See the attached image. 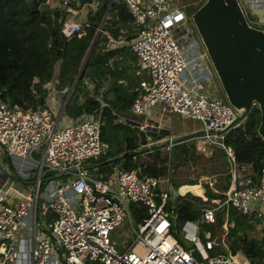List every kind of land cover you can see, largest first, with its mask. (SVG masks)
I'll return each instance as SVG.
<instances>
[{"label":"built area","instance_id":"1","mask_svg":"<svg viewBox=\"0 0 264 264\" xmlns=\"http://www.w3.org/2000/svg\"><path fill=\"white\" fill-rule=\"evenodd\" d=\"M244 1L248 21L264 27V0ZM124 2L137 29L128 44L140 70L137 73L148 74L138 81L131 112L147 119L154 107L161 106L163 112L199 121L200 128L206 130L217 131L230 124L236 111L221 97L206 94L205 84L212 79L202 64L207 55L184 26L186 17L179 7L168 5L167 0ZM86 5L93 11L97 4L59 0L57 8L65 13L64 37L84 33L86 19L76 16ZM108 43L114 46L124 41L110 38ZM56 82L45 84L48 107L11 106L0 101V264H236L233 255L209 254L215 241L209 231L204 232V240L201 238V225L214 223L215 211L222 206L264 225V161L258 174L248 173L221 142L222 136H205L214 138L213 144L226 151L231 181L223 200L202 208L197 220L176 227L190 242L187 248L172 232L173 223L166 213L169 194L160 187L164 180L141 175L139 168L116 170L101 179L83 167L107 151L100 139L98 116L66 118L63 111L73 88L63 97L66 90H57L52 85ZM57 92L65 99L59 109ZM58 173L64 179L54 177ZM13 178L28 190L26 194L2 188ZM130 204L146 212L136 224ZM48 216H53V221H48ZM124 221L135 237L121 252L110 233ZM28 223L30 232L21 234ZM41 229L46 234L36 236L35 231ZM259 239L264 250V233ZM193 250L200 254L201 262Z\"/></svg>","mask_w":264,"mask_h":264},{"label":"trees","instance_id":"2","mask_svg":"<svg viewBox=\"0 0 264 264\" xmlns=\"http://www.w3.org/2000/svg\"><path fill=\"white\" fill-rule=\"evenodd\" d=\"M46 1L0 0V101L11 106L48 107L46 102L49 90L45 84L57 81L55 87L57 90H66L63 93L65 97L85 62L81 76L64 107L65 117L73 120L82 115L97 118L104 103L120 118L117 123L100 131V139L107 151L94 161L100 164L97 171L102 174L97 178L104 179L116 170L134 168H139L141 175L165 177L168 165L149 161H156L160 157L158 150L143 154L149 160L141 154H130L110 164L102 163L109 157L139 147L137 133L122 122L125 117L133 118L130 107L139 81V77H134L128 66V61L135 58L128 44L136 36L137 29L124 0H81L95 1L97 5L95 10L87 13L82 29L84 33H76L69 38L61 32L65 13L57 7L42 9L41 5ZM203 2L196 6L195 2H186L185 7L194 12ZM110 38L123 40L124 43L109 45ZM95 67L101 68V73H106L108 87L99 80ZM87 79L94 84L92 92L84 85ZM32 88L36 89L35 94ZM100 89L101 99L98 98ZM259 122L260 112L254 106L249 115L224 135L221 141L233 151L237 162L249 165L252 174H258L264 161V141L257 133ZM211 147L209 156L197 153L194 142L186 141L171 147L170 164L175 167L191 164L200 169L198 176L186 184H198L200 175L211 176L215 179L213 186L217 191L214 192L208 183H204L202 188L206 199L191 193L179 195L173 201L170 198L166 213L171 211L175 214L172 230L180 228L186 220H197L202 208L213 207L214 200L225 198L231 179L229 158L220 145L212 144ZM6 162L9 163V159ZM130 214L134 224L146 216L145 210L134 204H130ZM47 220L53 221V216H48ZM254 222L248 215L230 206H222L215 211L214 223L201 225L200 236L204 240V232L209 231L210 237L216 241L209 251L210 255H235L241 251L248 264H264L262 241L247 233ZM224 223L228 224L225 232L222 230ZM217 229H220V234L216 232ZM220 244L227 245V250L218 248Z\"/></svg>","mask_w":264,"mask_h":264},{"label":"water","instance_id":"3","mask_svg":"<svg viewBox=\"0 0 264 264\" xmlns=\"http://www.w3.org/2000/svg\"><path fill=\"white\" fill-rule=\"evenodd\" d=\"M191 20L226 101L236 111L235 117L221 130L199 128L178 135H173L169 126L157 125L154 119L137 120L125 117L122 122L137 133L139 147L109 157L103 164L113 163L130 154L142 155L161 147L177 145L197 137H224L249 115L254 106L260 112L257 133L264 141V30L249 23L239 0H204L191 14ZM96 38L97 36L88 54ZM84 64L85 62L73 86L81 76ZM119 120V115L108 104H103L98 112L99 132ZM99 165L85 163L83 167L90 169ZM59 176V173L54 175ZM176 233L179 241L190 248V242L177 229ZM192 254L201 262L200 254L196 250Z\"/></svg>","mask_w":264,"mask_h":264},{"label":"rangeland","instance_id":"4","mask_svg":"<svg viewBox=\"0 0 264 264\" xmlns=\"http://www.w3.org/2000/svg\"><path fill=\"white\" fill-rule=\"evenodd\" d=\"M186 2H195L196 4H194L195 6L199 3L202 2V0H167L168 5L172 6V7H179V9L184 13L185 17H186V21L184 23V26H186L187 28H189L191 30V34L193 35L194 38L197 39V41L201 44L200 39L196 33L195 27L192 23L191 20V14L193 13V11H190L189 8L185 7ZM240 4L242 5L244 12L246 11V3L244 0H239ZM59 6V0H47L45 3H43L41 5L42 9L45 10H50L53 9L55 7ZM89 7L86 5L84 8L80 9V11L78 12L79 16H76V19L84 21L86 19L87 13L89 12ZM255 24V23H254ZM259 27L264 28L261 25L256 24ZM202 45V44H201ZM202 49V48H201ZM203 50V49H202ZM208 70L211 72L213 79H215V84L211 81L207 82L206 85V89L205 92L208 95H219V97H221L224 101H226V98L221 90V87L216 79V77L213 75V70L211 67V64L208 60V58L206 56L203 57ZM95 72H98V78L99 80L104 84L105 87L109 86V79L106 76V73H101V68L99 67H95L94 68ZM55 80V79H54ZM88 85L87 88L92 92L93 91V82L92 80H88ZM55 83H52V85ZM55 86V85H53ZM215 86L217 88H215ZM51 93V92H50ZM51 95H53L51 93ZM55 95V94H54ZM56 95L60 96L57 98H60V100L58 99L59 103L56 106L57 109H59L60 107H62L63 103L65 102V99L61 98V94H59L58 92L56 93ZM53 104H50V107H52ZM131 116L134 119L137 120H143L145 118L144 115H133L131 114ZM65 123V120L62 121L61 124ZM169 126V125H168ZM172 126L174 128V131H182V130H190V129H195V128H200L201 127V123L197 120H193V119H185L183 117H181L178 114H174L172 117ZM173 131V130H172ZM215 139L214 138H206L204 137H197L191 140H188L187 143L190 142H194L195 144V148L197 153L203 154L204 156H209L211 151H212V144L214 142ZM159 151L160 155H167V159L169 157V154L171 152V148L169 146H165V147H161L159 149H156ZM154 151V150H153ZM145 158H147L146 156H144ZM92 161V160H91ZM172 169V178L174 179V181L177 183V181H186L189 179H194L198 176V172H199V168L196 167L195 165H191V164H187V165H183V166H179V167H175V165L171 167ZM246 170L248 173H252L249 169V165H246ZM6 177V176H5ZM64 179V177H59L58 180H62ZM212 177L211 176H206V175H200V177H198V181L201 184H204L208 181H212ZM11 189H10V187ZM27 187V186H26ZM3 189H7L9 192L11 191L12 193H14V190H17L19 192H22L24 194H26L28 192V190L23 186L22 183L18 182L16 179H11L7 184H5L4 186H2ZM176 188V187H175ZM175 188H172V190H175ZM171 190V194L173 195L171 200L173 201L176 197H174V195H176V192L174 194V192ZM186 190V189H185ZM189 190V192H193V194H198L196 192V188L194 187V189ZM167 216L171 221L175 220V214L171 211L167 212ZM225 229L224 225L222 230ZM174 236H177L176 230H172ZM216 232L218 234L221 233L220 229H217ZM248 235L250 237H255V238H260L261 234L264 233V225L262 226L261 223L255 224L252 228H250L248 230ZM110 237H111V241L113 243V245L115 246L117 251H124L126 250L129 245L133 242L134 239V234L131 231L127 221L122 222L119 226L115 227L111 233H110ZM216 248V247H215ZM220 249L222 250H227V245H219ZM234 256V262H236V264H248V260L246 259V257L243 255V253L241 251H238Z\"/></svg>","mask_w":264,"mask_h":264},{"label":"crops","instance_id":"5","mask_svg":"<svg viewBox=\"0 0 264 264\" xmlns=\"http://www.w3.org/2000/svg\"><path fill=\"white\" fill-rule=\"evenodd\" d=\"M200 49L202 48L203 50H204V48H203V46L200 44ZM134 55V54H133ZM207 57V56H206ZM208 58V57H207ZM202 64L205 66V68H206V70L208 69L207 68V65H206V63H205V61H204V59H202ZM128 66H129V69H130V72L134 75V77H139V80L140 79H142V78H146L147 76H148V74L146 73V72H144V71H141V72H139V73H137V71H140L139 70V68H138V66L136 65V58H133L132 60H129L128 61ZM198 75H199V73H198ZM213 75H214V73H213ZM215 76V75H214ZM183 77H185V74L183 75ZM211 82H213L214 84H215V79H213V77H212V79H211ZM104 85V84H103ZM137 86V85H136ZM87 87V86H86ZM136 88V87H135ZM215 88H217L216 86H215ZM135 90V89H134ZM219 96V95H218ZM101 97H102V89H100L99 90V94H98V98L99 99H101ZM102 104H104V103H102ZM131 111V110H130ZM132 113V112H131ZM133 115H135L134 113H132ZM174 114H176V113H167V112H163L162 111V109H161V106H156V107H154L150 112H149V115H148V119H154V120H156V122H157V124H159V125H164V126H168L169 125V127L170 128H172V133H173V135H178V134H180V133H184V132H189V131H192V130H196V129H199L198 127L197 128H195V129H190V130H182V131H177V132H175L174 131V128H173V126H172V117H173V115ZM147 117V116H146ZM182 117V116H181ZM186 142V141H185ZM183 143V142H182ZM180 144V143H179ZM174 146V145H173ZM170 148L172 147V146H169ZM171 151H172V149H171ZM160 154V153H159ZM172 154V152H170V154H169V157H168V159H167V155L165 156V155H160V157H158V159L156 160V161H153V160H149V159H147V158H145L144 156H143V154H142V157L143 158H145V159H147V160H149V161H151V162H155L156 164H159L160 162H164L165 164H167L168 165V172H167V175L165 176V177H158L159 179H161V180H164L163 182H161L160 183V187L162 188V189H166L167 191H168V194H169V198H168V200L170 199V198H172V194H171V190H172V188H175V190H172L173 192H174V194H175V192H176V195H174V197H177V196H179V195H184V194H186V193H191V194H193V192H189V190H187V189H190V190H192V189H194V187L196 188V192L198 193V194H195V195H198V196H201L203 199H206L205 197H204V188H202V184L198 181V184H195V185H189V184H186V182L188 181V180H186V181H177V183L174 181V179L172 178V169H171V167H172V164H170V159H171V155ZM16 161V163H18V162H20V159H16L15 160ZM88 163H94V161H91V162H88ZM95 169L94 170H90L89 169V171L91 172V174L94 176V177H99V176H101L102 174L99 172V171H97V167H94ZM114 173V172H113ZM113 173H111L110 175H113ZM110 175H108L107 177H109ZM148 176V175H147ZM111 177V176H110ZM0 178H1V176H0ZM33 180V178H31L30 179V181H32ZM189 180H192V179H189ZM230 181H231V179H230ZM176 183V184H175ZM206 183H208L210 186H211V188L213 189V191L214 192H217L216 191V189H214V183H215V179H212V181H208V182H206ZM180 184H183V185H180ZM229 188V187H228ZM186 189V190H185ZM218 200H221V199H216V200H214V203L216 204V202L218 201ZM255 224H258V221H255L254 222V225ZM253 225V226H254ZM227 226H228V224H226V223H224V232L225 231H227ZM29 229H31V225H29V223L28 224H26L25 225V227L23 228V230H22V233L21 234H24V235H26L28 232H30V230ZM175 230H176V228H175ZM35 233H36V236H43V235H45L46 234V230L45 229H41V230H36L35 231ZM178 238V237H177ZM215 241V240H214ZM216 242V241H215Z\"/></svg>","mask_w":264,"mask_h":264},{"label":"bare ground","instance_id":"6","mask_svg":"<svg viewBox=\"0 0 264 264\" xmlns=\"http://www.w3.org/2000/svg\"><path fill=\"white\" fill-rule=\"evenodd\" d=\"M150 152V151H149ZM147 153V152H146ZM23 192V191H22ZM12 193V192H11Z\"/></svg>","mask_w":264,"mask_h":264}]
</instances>
